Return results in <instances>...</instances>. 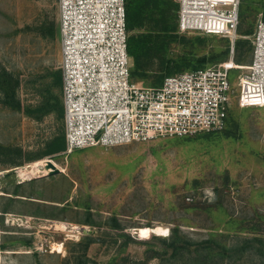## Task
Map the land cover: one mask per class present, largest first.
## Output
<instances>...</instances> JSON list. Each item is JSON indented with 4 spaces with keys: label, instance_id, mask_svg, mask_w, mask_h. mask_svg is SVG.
Returning <instances> with one entry per match:
<instances>
[{
    "label": "rangeland",
    "instance_id": "obj_1",
    "mask_svg": "<svg viewBox=\"0 0 264 264\" xmlns=\"http://www.w3.org/2000/svg\"><path fill=\"white\" fill-rule=\"evenodd\" d=\"M149 2L130 32L149 42L140 85L161 87L170 61L251 63L264 0H240L235 46L182 31L177 0ZM61 48L58 0H0V264H264V105H241L246 69L221 131L67 154ZM47 161L62 172L37 177Z\"/></svg>",
    "mask_w": 264,
    "mask_h": 264
},
{
    "label": "built area",
    "instance_id": "obj_2",
    "mask_svg": "<svg viewBox=\"0 0 264 264\" xmlns=\"http://www.w3.org/2000/svg\"><path fill=\"white\" fill-rule=\"evenodd\" d=\"M182 31L239 37L240 0H177ZM62 45L66 153L112 147L156 137H184L226 127L230 72L240 76L239 98L264 105V20L250 36L253 58L242 67L231 60L165 78L161 87L132 79L126 0H58ZM234 49L232 53H234Z\"/></svg>",
    "mask_w": 264,
    "mask_h": 264
},
{
    "label": "trees",
    "instance_id": "obj_3",
    "mask_svg": "<svg viewBox=\"0 0 264 264\" xmlns=\"http://www.w3.org/2000/svg\"><path fill=\"white\" fill-rule=\"evenodd\" d=\"M149 3H150L149 0H126L127 27H128L129 33L131 32V30H134L137 26L140 25V22L143 19V15L145 14L146 5H148ZM148 44L149 42L147 41V39H142L138 36H133V35L129 36L128 51L134 61V65L132 69V79L133 80H134L133 76L135 72V66L136 68H138V62L140 58L147 53ZM204 63H205L204 59L200 60V64H203V65L202 67H199L197 69L204 68L205 67ZM169 65L170 67H168L169 69L166 72L165 76L166 75L171 76L177 70L178 65L175 61H170ZM165 76H163L162 79ZM59 147L61 151L66 149L65 139L63 142H61Z\"/></svg>",
    "mask_w": 264,
    "mask_h": 264
},
{
    "label": "bare ground",
    "instance_id": "obj_4",
    "mask_svg": "<svg viewBox=\"0 0 264 264\" xmlns=\"http://www.w3.org/2000/svg\"><path fill=\"white\" fill-rule=\"evenodd\" d=\"M242 67H244V66H242ZM34 170L36 171V176L37 177H47V176L59 174V173L62 172V170L59 168V166L53 164L51 161L45 162L44 167H36V166H34ZM60 226L63 227V228H66L67 225L65 223H61ZM74 229H77V230L81 229L82 230V228H79L78 226H74ZM83 230H84L85 233L86 232H90V228H88V227L83 228ZM150 231L153 234H156V235H159V236H165V235L168 234L169 229L167 227H163V226L158 225V226L151 227ZM53 250L54 251H58V252H62L63 251V244L62 243H55L54 246H53Z\"/></svg>",
    "mask_w": 264,
    "mask_h": 264
},
{
    "label": "crops",
    "instance_id": "obj_5",
    "mask_svg": "<svg viewBox=\"0 0 264 264\" xmlns=\"http://www.w3.org/2000/svg\"><path fill=\"white\" fill-rule=\"evenodd\" d=\"M59 30H60V26H59ZM60 36H61V34H60ZM60 80H62V85H63V77ZM63 105H64V103H63Z\"/></svg>",
    "mask_w": 264,
    "mask_h": 264
}]
</instances>
